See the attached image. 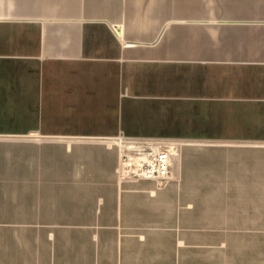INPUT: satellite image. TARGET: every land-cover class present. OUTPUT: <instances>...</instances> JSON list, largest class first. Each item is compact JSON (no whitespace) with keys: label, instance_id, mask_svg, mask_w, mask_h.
I'll list each match as a JSON object with an SVG mask.
<instances>
[{"label":"crops","instance_id":"crops-1","mask_svg":"<svg viewBox=\"0 0 264 264\" xmlns=\"http://www.w3.org/2000/svg\"><path fill=\"white\" fill-rule=\"evenodd\" d=\"M0 264H264V0H0Z\"/></svg>","mask_w":264,"mask_h":264},{"label":"built area","instance_id":"built-area-1","mask_svg":"<svg viewBox=\"0 0 264 264\" xmlns=\"http://www.w3.org/2000/svg\"><path fill=\"white\" fill-rule=\"evenodd\" d=\"M173 151L168 144L153 140H130L119 172L163 185L173 177Z\"/></svg>","mask_w":264,"mask_h":264}]
</instances>
